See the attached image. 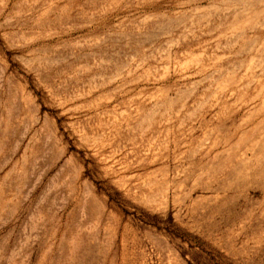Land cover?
<instances>
[{
    "label": "rangeland",
    "instance_id": "1",
    "mask_svg": "<svg viewBox=\"0 0 264 264\" xmlns=\"http://www.w3.org/2000/svg\"><path fill=\"white\" fill-rule=\"evenodd\" d=\"M0 264H264V0H0Z\"/></svg>",
    "mask_w": 264,
    "mask_h": 264
}]
</instances>
